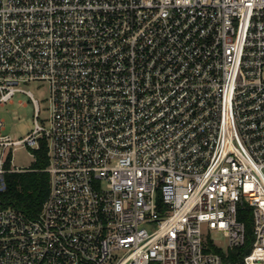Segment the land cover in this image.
I'll use <instances>...</instances> for the list:
<instances>
[{
  "label": "built area",
  "instance_id": "obj_1",
  "mask_svg": "<svg viewBox=\"0 0 264 264\" xmlns=\"http://www.w3.org/2000/svg\"><path fill=\"white\" fill-rule=\"evenodd\" d=\"M18 91L36 117L0 116V264H264V0H0V105ZM42 138L29 215L1 194Z\"/></svg>",
  "mask_w": 264,
  "mask_h": 264
},
{
  "label": "trees",
  "instance_id": "obj_2",
  "mask_svg": "<svg viewBox=\"0 0 264 264\" xmlns=\"http://www.w3.org/2000/svg\"><path fill=\"white\" fill-rule=\"evenodd\" d=\"M35 159L30 169L15 170L7 173L8 188L1 194L3 203L13 206L29 215H37L50 189L48 165V145L41 139L40 146L33 148ZM239 217L246 223V240L242 246L229 248L226 259L242 261L244 254L250 249L253 241V214L250 205L239 208ZM221 250L219 247H215Z\"/></svg>",
  "mask_w": 264,
  "mask_h": 264
},
{
  "label": "rangeland",
  "instance_id": "obj_3",
  "mask_svg": "<svg viewBox=\"0 0 264 264\" xmlns=\"http://www.w3.org/2000/svg\"><path fill=\"white\" fill-rule=\"evenodd\" d=\"M21 85L30 89L39 101L40 113L39 121L44 122L49 116L48 90L44 81L28 80ZM35 108L33 98L25 91H18L12 101H7L0 105V116L5 119L6 128L16 137L25 136L35 126ZM35 154L30 146L19 148L14 155V163L20 166H31L34 162ZM212 236L221 247L226 248L228 243L220 232H213Z\"/></svg>",
  "mask_w": 264,
  "mask_h": 264
}]
</instances>
